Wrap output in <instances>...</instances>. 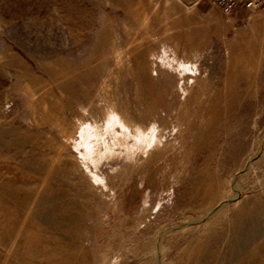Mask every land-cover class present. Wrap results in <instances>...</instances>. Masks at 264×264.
I'll use <instances>...</instances> for the list:
<instances>
[{
	"label": "rangeland",
	"instance_id": "374dc122",
	"mask_svg": "<svg viewBox=\"0 0 264 264\" xmlns=\"http://www.w3.org/2000/svg\"><path fill=\"white\" fill-rule=\"evenodd\" d=\"M0 264H264V0H0Z\"/></svg>",
	"mask_w": 264,
	"mask_h": 264
},
{
	"label": "bare ground",
	"instance_id": "6f19581e",
	"mask_svg": "<svg viewBox=\"0 0 264 264\" xmlns=\"http://www.w3.org/2000/svg\"><path fill=\"white\" fill-rule=\"evenodd\" d=\"M112 130H113L112 125L107 127V133L111 136V139L113 140L112 143H111V141H109L110 139L108 140V136H102V137L98 138V140H97L103 146L102 149L99 147H98V149H95V146L93 144H86L87 151H89V153L90 152L91 153L93 152L94 154L97 153L98 155H100L102 153L108 154V153L114 152L113 147L117 143L127 142L126 144H129L128 139H127L128 135L125 134L126 132L125 133L123 132L122 134H119L118 132H114V134H112V132H111ZM86 131L84 130V132H81L82 138L87 139L90 136L89 131L88 130H86ZM92 135H94V134H92ZM143 136L144 137H142V136L139 137L140 143H143L147 138V135L145 132H143ZM151 140L148 139V140H146V142L148 144H150V142H152ZM147 143H145V144L147 145Z\"/></svg>",
	"mask_w": 264,
	"mask_h": 264
},
{
	"label": "built area",
	"instance_id": "2783aa9c",
	"mask_svg": "<svg viewBox=\"0 0 264 264\" xmlns=\"http://www.w3.org/2000/svg\"><path fill=\"white\" fill-rule=\"evenodd\" d=\"M201 1L210 2L225 16L238 14L241 8L255 9L262 3V0H193L195 3Z\"/></svg>",
	"mask_w": 264,
	"mask_h": 264
}]
</instances>
